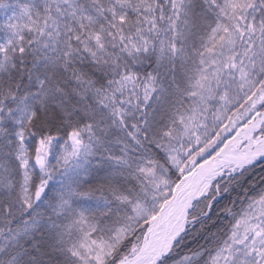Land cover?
Returning a JSON list of instances; mask_svg holds the SVG:
<instances>
[{
  "label": "snow or ice",
  "instance_id": "1",
  "mask_svg": "<svg viewBox=\"0 0 264 264\" xmlns=\"http://www.w3.org/2000/svg\"><path fill=\"white\" fill-rule=\"evenodd\" d=\"M0 264H264V0H0Z\"/></svg>",
  "mask_w": 264,
  "mask_h": 264
}]
</instances>
